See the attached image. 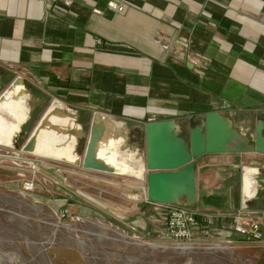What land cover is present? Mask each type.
I'll return each mask as SVG.
<instances>
[{
    "label": "crops",
    "instance_id": "0c3cea01",
    "mask_svg": "<svg viewBox=\"0 0 264 264\" xmlns=\"http://www.w3.org/2000/svg\"><path fill=\"white\" fill-rule=\"evenodd\" d=\"M14 83L27 107L11 116L13 139L25 128L24 143L54 102L86 136L93 110L106 113L137 156L150 120L187 130L221 110L254 132L264 120V0H0V96ZM196 185L197 243L242 238L231 232L240 210L264 225V154H204ZM144 199L164 231L165 207Z\"/></svg>",
    "mask_w": 264,
    "mask_h": 264
},
{
    "label": "rangeland",
    "instance_id": "374dc122",
    "mask_svg": "<svg viewBox=\"0 0 264 264\" xmlns=\"http://www.w3.org/2000/svg\"><path fill=\"white\" fill-rule=\"evenodd\" d=\"M70 124L74 160L22 152L25 128L0 146V264H264V239L172 242L144 181L81 168L87 126Z\"/></svg>",
    "mask_w": 264,
    "mask_h": 264
},
{
    "label": "water",
    "instance_id": "95a60500",
    "mask_svg": "<svg viewBox=\"0 0 264 264\" xmlns=\"http://www.w3.org/2000/svg\"><path fill=\"white\" fill-rule=\"evenodd\" d=\"M45 117L22 145V152L34 154L37 129L45 124ZM124 145L121 125L94 109L81 168L144 181L146 198L150 201L195 206L197 159L214 153L264 154V120H257L254 132H249L221 110L206 112L204 119L187 130L171 118L150 120L145 123L142 155L127 151ZM125 150L128 155H122ZM133 162L138 163L137 166Z\"/></svg>",
    "mask_w": 264,
    "mask_h": 264
},
{
    "label": "bare ground",
    "instance_id": "6f19581e",
    "mask_svg": "<svg viewBox=\"0 0 264 264\" xmlns=\"http://www.w3.org/2000/svg\"><path fill=\"white\" fill-rule=\"evenodd\" d=\"M20 89V85L14 83L0 96V144L3 146H8L13 141L12 128H15L17 125L11 118L13 116L18 117V110L27 107V104L22 99H16L12 96L13 93L18 92ZM55 106L56 104L54 102L44 114L46 121L45 124L37 129L36 144L33 153L48 159L74 160L78 143L77 137L65 134L59 129L60 126L68 123V119L56 115L54 113ZM122 155H128V152L125 150ZM137 164L133 162L134 166H137ZM244 187L250 195L255 188V178L246 175L244 178Z\"/></svg>",
    "mask_w": 264,
    "mask_h": 264
},
{
    "label": "built area",
    "instance_id": "2783aa9c",
    "mask_svg": "<svg viewBox=\"0 0 264 264\" xmlns=\"http://www.w3.org/2000/svg\"><path fill=\"white\" fill-rule=\"evenodd\" d=\"M66 6H70L73 0H61ZM110 5L118 10L123 7L110 2ZM98 45H105L101 39L97 38ZM32 182L25 183L26 189H31ZM167 208V221L164 226V232L167 238L177 245H194L197 241L194 237V230L198 224V211L193 206L184 204H163ZM231 232L244 238L252 240L264 239V225L260 218L251 213L242 210L234 216V223Z\"/></svg>",
    "mask_w": 264,
    "mask_h": 264
}]
</instances>
